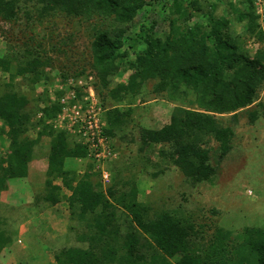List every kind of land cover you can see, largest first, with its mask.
Returning a JSON list of instances; mask_svg holds the SVG:
<instances>
[{
  "label": "rangeland",
  "instance_id": "1",
  "mask_svg": "<svg viewBox=\"0 0 264 264\" xmlns=\"http://www.w3.org/2000/svg\"><path fill=\"white\" fill-rule=\"evenodd\" d=\"M125 1L131 11L124 20L114 14L47 16L39 13L43 4L37 2L22 3L12 21L0 19V57L11 60L8 68L0 66V92L12 86L27 96L31 124L22 137L39 139L26 174L8 178L5 189L0 187V264H59L55 253L87 246L83 237L86 224L72 215V191L64 183L65 177L79 179L85 174L102 183L104 189L115 184L121 188L129 181L130 186H136L138 200L152 207V215L162 210L180 212L194 220L206 238L218 228L230 230L233 235L245 227L264 228V86L258 100L249 107L217 114L219 123L233 130L232 148L220 159L219 143L208 136L210 163L216 168V176L211 181L192 183L169 159L161 157L160 150L170 151V144H144L140 137L143 129L161 128L175 112L197 106L155 91L156 80L139 78L133 65L137 51L147 46L143 33L152 42L155 38L163 41L172 33L174 23L182 30L205 27L210 14L218 22H230L242 33L246 21L239 16L243 13L254 10L258 21L264 22V0ZM100 29L122 31L123 38L134 43L106 73L108 86L103 85L93 65L92 42ZM245 45L253 55L263 42L247 38ZM23 55H38L45 61L42 80L33 84L15 75L19 63L16 58L23 59ZM90 86L95 90L93 98ZM62 98L78 100L84 108L94 109L90 113L104 131L109 109L116 107L115 118L120 121L106 143L103 139L101 149L86 145V156L66 157L63 167L68 173L64 176L49 161L51 137L38 134L41 108L49 100L59 101V114L64 105ZM252 111H257L255 119L251 118ZM55 118L50 122L53 129L67 132L85 146L86 135L77 136L80 124L60 123ZM7 130L0 118V164L7 163ZM102 170L109 172L108 179L102 177ZM116 216L124 234L129 230L130 216L123 208L116 209ZM178 259L173 257L171 261L177 264Z\"/></svg>",
  "mask_w": 264,
  "mask_h": 264
},
{
  "label": "trees",
  "instance_id": "2",
  "mask_svg": "<svg viewBox=\"0 0 264 264\" xmlns=\"http://www.w3.org/2000/svg\"><path fill=\"white\" fill-rule=\"evenodd\" d=\"M27 2L42 3L39 13L47 16L114 14L124 20L131 11L125 0H0V19H16L22 3ZM177 7L181 8L179 4ZM210 15L205 27L182 30L174 23L172 33L163 41L155 38L152 42L141 34L147 46L137 51L133 63L139 78L156 80L155 91L197 106L175 112L161 128L143 129L140 137L144 144H170V151L160 150L161 157L169 159L192 183L211 181L216 176V168L210 163L208 136L219 143L220 159L232 148L233 130L221 125L217 114L249 107L258 100L264 86V22L258 21L259 15L253 10L239 16L246 21L242 33L230 22H218ZM123 37L122 31L100 29L92 42L93 65L104 86L109 84L106 73L134 45ZM247 38L263 42L253 55L245 45ZM16 59L19 63L15 75L33 84L45 77V61L40 56ZM10 62L8 57H0L1 67L8 68ZM27 103V96L12 86L0 92V118L7 124L10 137L7 163L0 164L3 189L6 179L26 174L33 146L39 140L22 137L31 124ZM60 110L59 101L50 100L41 108L38 134L51 137L48 158L52 168L64 176L68 173L63 167L65 158L84 157L88 148L67 132L53 129L50 122ZM117 111L116 107L107 111L104 133L108 138L120 122L115 118ZM256 117L257 111H252L251 118ZM64 183L72 191V215L86 224L83 237L87 246L55 253L59 264H174L171 258L177 256V264H264V228L245 227L235 235L218 228L206 238L196 222L180 212L162 210L152 215V207L138 200L136 186H130L129 181L121 188L115 184L104 189L102 183L85 174L79 179L65 177ZM118 208L130 216L129 230L124 234L116 223Z\"/></svg>",
  "mask_w": 264,
  "mask_h": 264
},
{
  "label": "built area",
  "instance_id": "3",
  "mask_svg": "<svg viewBox=\"0 0 264 264\" xmlns=\"http://www.w3.org/2000/svg\"><path fill=\"white\" fill-rule=\"evenodd\" d=\"M258 11H260V9ZM94 91H95L94 87L90 86L89 94L91 98H93L92 96H94ZM73 98H75V95H73ZM61 101L64 104L62 108V112H60L57 115L55 121H59L60 123L61 122L63 123V121H68L71 125H75V123L80 124L78 126L77 132L79 134L77 136L84 137L86 135L85 138L87 139L86 142L84 143L85 145H87L88 147L92 145V148H95L96 150L98 148L101 149V146H103L104 144L103 139H106V135L104 133V129H103L104 127L102 128V125L95 119V117H92L93 115L90 113L94 111V109L84 108L82 104L79 103L78 100L67 101L64 98H62ZM91 119H93L94 121L92 122ZM106 142L107 139L105 143ZM102 177L104 179H108L109 172L106 170H102Z\"/></svg>",
  "mask_w": 264,
  "mask_h": 264
}]
</instances>
